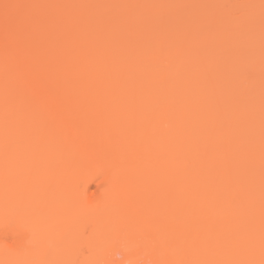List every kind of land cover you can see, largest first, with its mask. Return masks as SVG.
I'll list each match as a JSON object with an SVG mask.
<instances>
[{
  "label": "bare ground",
  "instance_id": "6f19581e",
  "mask_svg": "<svg viewBox=\"0 0 264 264\" xmlns=\"http://www.w3.org/2000/svg\"><path fill=\"white\" fill-rule=\"evenodd\" d=\"M169 1L174 3L166 5ZM113 3L120 10L104 8L110 14L106 21L96 17L99 27L93 21L88 23L92 30L85 26L82 31L84 40L97 39L87 44L90 49L67 41L70 35L59 45L39 44L43 30L32 18L35 25L28 23L40 38L34 37V44L21 32L22 27L28 31L21 19L19 32L17 23L11 31L4 26L9 33L0 38V228L5 231L0 230V264H23L28 258L42 264L36 252L46 247L57 249L59 259L68 258L69 264H264V95L255 90L256 81L264 83V71L257 77L236 73L237 49L222 62L217 54L238 22L220 24L218 12L214 23L209 21L214 28L197 40L186 37V25L170 28L167 22L152 33L156 39L148 36L150 41L125 48L118 38H129L122 36L127 29L121 19L132 15L138 29L148 12L149 19L161 20L158 12L166 5L153 13L155 6L148 2L136 13L124 8L126 2L117 3L124 10ZM26 4L17 5L23 15ZM25 15L28 20L30 14ZM93 16L88 13L89 22ZM103 20L108 27L119 25L118 33L106 34L117 35L112 37L116 42L109 39L116 44L113 49L106 45L108 36L99 38L98 28H108ZM78 26L72 29L76 34ZM176 28L181 35L167 41ZM220 30L224 42L216 53L207 44ZM117 42L123 54L129 53L127 60ZM251 44L261 47L264 39ZM74 54L69 67L55 68V59ZM259 62L249 68L254 63L264 68ZM127 79L133 84L125 85ZM7 94L13 100L5 99ZM83 225L87 236L80 231ZM6 232L16 239L8 233L11 238L1 239ZM79 243L86 244L89 255L76 256Z\"/></svg>",
  "mask_w": 264,
  "mask_h": 264
},
{
  "label": "rangeland",
  "instance_id": "374dc122",
  "mask_svg": "<svg viewBox=\"0 0 264 264\" xmlns=\"http://www.w3.org/2000/svg\"><path fill=\"white\" fill-rule=\"evenodd\" d=\"M16 1V2H15ZM20 1V3L17 1V0H0V20L2 21V23H1V21H0V23L3 25V28H4V26H7V27H10V31L11 30H14L16 27V29L18 30L17 32H19L21 29V22H22V26H24L25 28H24V30L26 29V30H28L27 31V33H26V31L25 32H23L22 30H23V27H22V30H21V32L24 34V36H28L31 40L34 38V37H38L37 35H39L38 34V30L40 31H42L43 30V32L44 33H48V34H46V36L44 35V33L42 32V35L44 36H42V38L40 39L39 37V39L41 40V41H39V40H36V41H38V43L40 44H45V43H49V42H51V44H55V45H59L60 43H62L61 42V38H64L65 39V36L66 37H68L69 35H70V37H68L69 39L67 40V41H69V42H75L74 44L76 45L77 44V47L80 49V50H84V49H86L87 48V46H88V49H90L89 47L93 44L92 43V41L93 40H84L83 38H84V36H85V33L84 32H82L84 29V31H86V28L88 29H90V25L91 24H93V21H94V24L95 25H98V27H99V21H100V19H101V21H102V18L103 19H107V15L108 16H110V14H107V15H105L104 13H105V11H107L110 7H112V8H117L116 6H114L113 7V5H112V3L114 2V0L112 1V0H33L34 2H36L37 3V5H36V3L34 4L33 3V1L31 2V0H30V2L28 1V3H27V0H19ZM90 1V2H89ZM108 1V3H105V2H107ZM112 1V3L110 4V5H108L109 4V2H111ZM163 0H128V4H127V1H125V0H116L113 4H117V3H120V4H122L121 2H126V5H124V8H126V10H127V8H128V6L132 9V10H130V12H132L133 10L136 12V13H140V11L139 10H142V8H140L141 7V5H146L148 2H150V6H155V8L154 7H152L153 9H151L150 11H152L153 10V13H155L154 11H159L160 9L158 8V7H160L161 8V6L163 5V6H165L166 5V3H167V1H166V3L164 2H162ZM17 2L19 3V4H17ZM170 3L169 4H167L166 5V7L165 8H162V10H160V12H158V15L162 18H159V19H161V20H154V18L152 17V18H150L149 19V17H150V14H151V12H148V16L146 15L147 14V10L146 11H144V12H146V19H145V21L143 22V24H141L140 26H139V28L137 29V27L135 26V25H132V23H134L135 24V19H130V17H132V15H127L125 18L126 19H121V22L123 21V23H124V27H126V32H124L123 31V33H122V36L123 37H125L126 36V34L128 35V42L126 41L127 39L125 38V40H123L122 39V37L120 36V34H119V36L120 37H118V38H120L119 39V42L121 43V42H125V45H124V47L126 48L127 46H129V45H133L134 43H135V45L137 44H139L141 41L144 43L145 41H144V39H147V41H148V39H149V41L151 40L150 38H157V36H155V35H153L154 33H156L155 31H156V29L157 28H159V27H161V28H166V26L167 27H173L174 25L176 26V24H177V26L176 27H180L181 25L183 26V25H186L187 27L185 28V30H184V32H185V35H187L186 37H189V38H191V39H193L194 37L196 38H194V40H197V39H199L198 37H196V36H198L199 35V37L202 35V34H204L205 33V31L208 29V28H212L214 25H212L211 26V23H209V21H213V23H214V21H215V16L214 15H216L218 12H221V15H219L218 17H216V18H218V21H219V23L221 24V23H229V22H238V25H237V28H234L235 30H231L230 31V34L229 35H227V42L226 43H228V45L227 46H225L224 44V46H222V47H220V43H221V41L222 42H224L223 40H224V36H225V32L223 31V30H220V31H216V33L217 34H215V35H213V37L210 39V40H212L213 39V41H212V43L210 44V43H208L207 44V47H210V49H214V51L217 53V51H219L221 48L223 49V51H222V49H221V53L220 52H218L217 54H219L218 56H221V58L219 59L220 60V62H222V61H224V60H226V58H227V56H230L229 54L232 52V51H234V50H239L240 52H241V54H240V59L239 60H237L238 62H235V64H234V69H235V72L237 73L238 71V69H239V72H244V73H246L247 71L248 72H252L251 73V76L253 75V74H255V76L257 75V76H259L260 74H261V72H263L264 70V68H260L259 67V65L257 64V63H254V65H255V67L257 68H255V70H253L254 68H252V70L249 68V66L253 63V61L254 60H256V61H262L263 63H264V45H262L261 47H256V48H253V46H252V44H251V41H254V40H256V41H259V42H262V40L264 39V0H174V3L172 2V1H169ZM14 3H16L17 5H20V4H26L27 6L29 5V6H33L34 7V9H33V7L32 8H30V10H29V7H27L26 5H22L23 6V8H21L22 10H24V9H26V8H28V10H29V13H28V10H24V12H25V14L27 13V15L28 14H30V16L28 15V20L25 18V17H27L25 14L23 15L22 13H23V11H21L20 10V6H17V5H15ZM33 3V4H32ZM42 4V6H40V4ZM89 3V4H88ZM95 3V4H94ZM103 3H105V4H107V5H105V7H104V5H103ZM161 3H163L162 5H161ZM31 4V5H30ZM5 5H10L11 7H8V8H5ZM50 5V6H49ZM94 5V6H93ZM118 6H120L119 4H117ZM128 5V6H127ZM145 5H144V7H145ZM159 5V6H158ZM21 6V7H22ZM38 6H40V7H38ZM103 6V7H102ZM125 6H127V7H125ZM148 6V5H147ZM149 6V7H150ZM36 7H38V8H36ZM51 7H53V10H52V8ZM95 7V8H94ZM175 8V7H177L176 9H172V11L171 10H169V8ZM49 10V11H51V15L49 14V11L47 10V9ZM56 8V9H55ZM94 8V9H93ZM103 8V9H102ZM104 8H106V9H104ZM120 8H123V6L121 7L120 6ZM124 8H123V10H124ZM135 8V9H134ZM137 8H138V10H137ZM158 8V9H157ZM37 9V10H36ZM57 10V11H55V10ZM92 9V10H91ZM119 8H117L116 10H118ZM144 9V8H143ZM3 10V11H2ZM6 10V12L4 13V11ZM36 11H39L40 10V12H38V15L36 16V14H37V12H36V14H34ZM46 10V12H45V15H48V16H44L43 17V15H44V11ZM62 10V11H61ZM88 10V11H87ZM93 12V14H94V16H93V19H94V17H95V19L94 20H91V22H89V17L87 18V16H88V13H89V16H91L92 15V12ZM102 10H105V11H102ZM111 10V9H110ZM113 10H114V12L115 13H117L116 11H115V9H112V12H113ZM120 10V9H119ZM168 10L171 12V14H169L170 15V18L171 19H169V17H167V16H169L168 15ZM2 11V12H1ZM20 12L22 15H19V13L18 12ZM43 11V12H42ZM109 11V10H108ZM133 11V12H134ZM162 11H164L163 13H164V15H167L166 16V18H168V19H164L165 17L162 15ZM13 16V12H14V14L16 13V15H14L13 16V18L9 15V13ZM80 13L79 15H78V13ZM83 12V13H82ZM84 12H86V14H87V16L84 18V16L86 15ZM110 12V11H109ZM125 12V11H124ZM121 13L122 15L123 14H125V13ZM128 12V11H127ZM126 12V13H127ZM200 12V13H199ZM8 13V14H7ZM40 13V14H39ZM47 13V14H46ZM54 15H53V14ZM59 13V14H58ZM65 13V14H64ZM107 13V12H106ZM200 14V15H197V14ZM5 14H6V18L4 17L5 16ZM35 15V17H31V15ZM42 14V15H41ZM67 17H64V15ZM67 14V15H66ZM78 16H77V15ZM83 14V15H82ZM104 14V15H103ZM120 14V15H121ZM135 14V13H134ZM142 14H144L143 12H142ZM10 16L11 17V19H10V17H8V16ZM33 15V16H34ZM40 15V16H39ZM52 15H53V17H52ZM153 15V14H152ZM157 15V14H156ZM21 17L22 16V18H25L24 20H22V18H18V17ZM24 16V17H23ZM51 16V19L53 20H51L50 18H47V17H50ZM56 16H57V18H56ZM58 16H60V17H58ZM64 18H63V17ZM83 16V17H82ZM112 16H114L112 13H111V17ZM139 16H140V14H139ZM158 16V17H159ZM172 16H173V18H172ZM16 17H17V19H16ZM100 18V19H97V18ZM124 17V16H123ZM143 17V16H142ZM174 17L175 18H177V20L176 19H174ZM221 17H223V18H221ZM32 18V20L31 21H33V20H36V22L35 21H33V22H35L36 23V27L34 26L35 25V23H33V22H31L30 21V19ZM40 18H42V20H44L45 22H42V20H40ZM62 18V19H61ZM92 18V17H91ZM115 18V17H114ZM138 18V17H137ZM144 18V17H143ZM142 18V19H143ZM156 18H157V16H156ZM18 19H21L20 21L21 22H18ZM50 19V20H49ZM55 19V20H54ZM58 19V20H57ZM79 19V20H78ZM81 19V20H80ZM98 20V22H96L97 20ZM106 19H105V21H106ZM109 19V18H108ZM117 19V18H116ZM172 19H173V21H172ZM47 20H49V21H47ZM62 20V21H61ZM76 20L78 21L77 23H76ZM96 20V21H95ZM175 20V21H174ZM180 20H182V21H180ZM184 20V21H183ZM196 20V23L197 22H199V23H197V25H195V21ZM24 21H26L27 23L30 21V23H32V24H34V25H32V26H30L31 24H26V22H25V25H28V26H30L31 27V29L32 30H37V29H35V28H38V26H39V28H38V30H37V32L35 33V31H33V33H32V30L30 29V28H28V26H25L23 23H24ZM52 21V22H51ZM82 22V23H80V22ZM87 22V25H84V24H86V22ZM104 21V20H103ZM104 21V24H106L107 26L106 27H108V20H107V22H105ZM117 21V20H116ZM217 21V20H216ZM12 22H13V24H12ZM42 22V23H41ZM55 22V23H54ZM111 24H114V22L111 20ZM161 22V23H160ZM167 22L169 23V25H166L167 24ZM179 22H181L180 24H178ZM184 22H187V23H184ZM193 22H194V25H193ZM15 23H17L18 25H20V27L18 28V26H17V24L15 25ZM43 23H45V24H43ZM48 23V24H47ZM75 23H76V25H75ZM88 23H91L90 25L88 24ZM208 23H209V25H210V27H208ZM215 23H217V22H215ZM39 24V25H38ZM40 24H43L42 25V28H41V25ZM79 26H78V25ZM103 23H101V26H103L102 25ZM111 24H109V25H111ZM131 24V25H130ZM144 24H146V25H144ZM219 24V25H220ZM2 25H0V32H1V34H0V38H1V36H4V35H7L9 32L7 31L6 33L5 32H3V31H5V29L6 28H4V29H2ZM12 25H15V26H12ZM78 26V30L80 31V33H78V34H76L75 33V31H73L76 27ZM115 25V24H114ZM117 25L118 24H116V26H115V28L114 27H108V28H105L104 30H103V28L105 27H100L101 28V30H100V28H98L99 29V38H101V33H104L105 35L106 34H108V33H110L111 31L113 32H116V33H118L119 32V29H118V27H117ZM128 25V26H127ZM166 25V26H165ZM44 26H46V27H48V29L46 28V27H44ZM53 26V28H51ZM85 26H88V27H86L85 28ZM94 25H92L91 27H93ZM119 26V25H118ZM144 26L146 27V28H144ZM159 26V27H158ZM216 26V25H215ZM35 27V28H34ZM73 27V28H72ZM81 27V28H80ZM123 27V28H124ZM130 27L131 28H136L137 29V31H136V29H134L135 31H133L132 30V33H133V35L135 34L136 36H134L135 38H133V39H131V36H132V33H131V35H129L128 33H130ZM41 28V29H40ZM142 28H144L143 30H142ZM169 28V29H170ZM175 28V27H174ZM183 28V27H182ZM214 28V27H213ZM20 29V30H19ZM31 31H30V30ZM52 29H54V32H57V33H54L53 32V30ZM73 29V30H72ZM180 29H181V27H180ZM45 30V31H44ZM48 30V31H47ZM51 30H52V32H51ZM90 30H92V29H90ZM29 31H30V33L33 35V37H32V35H31V37H30V35H29ZM47 31V32H46ZM87 31H89V30H87ZM94 31V30H93ZM97 31V29L95 30V32ZM129 31V32H128ZM140 31H143V32H140ZM162 31V30H161ZM175 34H171L170 32L169 33H165L163 36H161L162 37V40L164 39V40H166L167 38V35L166 34H168V35H172L171 36V38H170V40H167V41H173V40H175V38L174 37H177V36H179V35H181V31L180 32H178V34H177V28L175 29ZM20 32V33H21ZM72 32V33H71ZM94 32V33H95ZM111 32V33H112ZM183 32V33H184ZM5 33V34H4ZM26 33V34H25ZM62 33H64V35L62 34ZM69 33H71V34H69ZM82 33V34H81ZM90 33H92L91 31H90ZM89 33V34H90ZM93 33V34H94ZM153 33V34H152ZM163 33V32H162ZM34 34H35V36H34ZM51 34H52V36H51ZM55 34V35H54ZM60 34V35H59ZM74 34V35H73ZM98 34V33H97ZM103 34V35H104ZM140 34V35H139ZM157 34H159V32L157 33ZM56 35H58V36H56ZM83 37H82V36ZM88 35V34H87ZM86 35V36H87ZM114 35H115V33H114ZM113 34L111 35L112 37L114 36ZM165 35H166V37H165ZM177 35V36H176ZM184 35V34H183ZM182 35V36H183ZM23 36V35H22ZM51 36V37H50ZM63 36V37H62ZM106 36H108V37H105V39L107 38V41H106V45H107V47L109 46L110 48H112L113 47V44H114V42H116L115 41V39H114V42L112 43V45H111V43L109 42L111 39H112V37L110 38L109 37V35H106ZM148 36H150V38L148 37ZM170 36H168V39H169V37ZM26 37H24V42H25V40L28 42V40H30V39H27ZM46 37H48L47 39H46ZM49 37H50V39H49ZM53 37H57L56 38V40H55V38L53 39ZM81 37V38H80ZM92 37V36H91ZM114 37H117V35H115ZM160 37V36H159ZM158 37V38H159ZM185 37V36H184ZM202 37V36H201ZM3 38V37H2ZM1 38V39H2ZM53 40H52V39ZM87 38H90V35H89V37H87ZM97 38V37H96ZM137 38V39H136ZM155 38V39H156ZM180 38H182V37H180ZM189 38H187V39H189ZM44 39V40H43ZM63 39V40H64ZM67 39V38H66ZM80 39H82V40H80ZM85 39H86V37H85ZM110 39V40H109ZM113 39L111 40V41H113ZM136 39V40H135ZM140 41H139V40ZM160 39V38H159ZM187 39H186V41H187ZM190 39V40H191ZM20 40H21V38H20ZM30 40V41H31ZM34 40V39H33ZM33 40H32V43H33ZM34 40V41H35ZM43 40V41H42ZM59 40V41H58ZM77 40V41H76ZM28 42L29 44L31 43V42ZM47 41V42H46ZM83 41V42H82ZM87 41V42H86ZM91 41V42H90ZM95 41H97V39L96 40H94L93 42L95 43ZM117 41H118V39H117ZM181 41V40H180ZM26 42V43H27ZM56 42V43H55ZM65 42V41H64ZM72 42V43H73ZM82 42V43H81ZM90 42V46L89 45H87L88 43ZM119 42H117V46H118V48H119ZM142 42H141V44H142ZM198 42H200V43H205L206 44V42H203V41H201V40H199ZM98 43V42H97ZM97 43H95V44H97ZM110 43V44H109ZM34 44V43H33ZM36 44H37V42H36ZM79 44V45H78ZM85 44V47L83 46ZM140 44V45H141ZM150 44V43H149ZM222 44V43H221ZM25 45V44H24ZM31 45V44H30ZM46 45V44H45ZM49 45V44H48ZM94 45V44H93ZM261 45V44H260ZM22 46V45H21ZM32 46V45H31ZM31 46H29V47H31ZM114 46H116V44H114ZM220 48H219V47ZM26 47V46H25ZM28 47V46H27ZM28 47V48H29ZM43 47L45 48V46L43 45ZM93 47V46H92ZM122 47V48H121ZM131 47V46H130ZM129 47V48H130ZM144 47V46H143ZM217 47H218V49H217ZM109 48V49H110ZM120 48H121V51L122 50H124L123 49V45L121 46V44H120ZM119 48V49H120ZM146 48V47H145ZM113 49V48H112ZM115 50H117V47H115L114 48ZM119 49L117 50V51H119ZM217 49V50H216ZM126 50H128V49H125V51ZM211 50V51H212ZM86 51V50H85ZM124 51V53H126ZM238 51V52H239ZM112 52V51H111ZM115 52V51H114ZM235 52V51H234ZM118 53V52H117ZM119 53H121V52H119ZM214 53V52H213ZM78 53L76 52V55H77ZM111 54H113V53H111ZM122 54H123V51H122ZM127 54H129L128 52H127ZM127 54H123L124 55V57H126V60H127V57H128V55ZM221 54V55H220ZM113 55H115V54H113ZM119 55V54H118ZM126 55V56H125ZM64 56H67V55H65L64 54ZM130 56V55H129ZM61 56H59V58H60ZM110 57H112V56H110ZM123 57V56H122ZM121 57V58H122ZM68 58V59H67ZM74 59V61H75V59L77 58V56L75 57V54H74V57L72 56H70V58L69 57H62V58H60V59H55L56 61L54 62V66H55V68H57L59 71H61L62 69H65L66 67L65 66H70L69 64L70 63H74V61H73V59ZM113 58V57H112ZM217 57H215V59H216ZM239 58V57H238ZM123 59V58H122ZM125 59V58H124ZM123 59V60H124ZM215 61V60H214ZM261 61L259 62L260 63V66L262 67V63H261ZM216 62V61H215ZM125 63V62H124ZM218 63V62H217ZM126 64H127V62H126ZM213 64V63H212ZM215 64V63H214ZM222 64V63H221ZM224 64V63H223ZM219 65H220V63H219ZM63 66V67H62ZM125 66V68H126V66L127 65H124ZM252 66H253V64H252ZM217 67H220V66H217ZM263 67H264V65H263ZM122 69H124V68H122ZM121 69V72H124V70H122ZM219 69H221V67L219 68ZM249 69H250V71H249ZM126 71H128V69L126 68ZM124 72V73H127V72ZM60 73V72H59ZM257 73V74H256ZM259 73V74H258ZM242 74V73H241ZM60 75H61V73H60ZM139 76H141V75H139ZM137 77V79H139L140 77ZM143 76V75H142ZM141 76V78H143V77H145V74H144V76L142 77ZM256 76V77H257ZM253 77H254V75H253ZM57 78H58V80L56 79V81L57 82H59L60 80H61V77L60 76H57ZM132 79H134V81H136L135 79L136 78H132ZM144 79V78H143ZM131 82V84H133V81H131V79H127L126 80V82H125V85H127V86H129V85H131L130 84V82ZM256 82H258V84L256 83V88H255V90L256 91H261L262 93H263V91H264V83H261L263 86H261L260 87V85L261 84H259V81H256ZM129 84V85H128ZM258 85V86H257ZM254 87V86H253ZM255 91V92H256ZM260 92V95H264V94H262ZM257 93V92H256ZM259 93V92H258ZM9 96L12 98V96L9 94ZM9 96H8V94L7 95H5V99H7V100H13V99H9ZM6 97H8V98H6ZM13 97H14V95H13ZM9 102V101H8ZM215 176V175H214ZM214 176H212V177H214ZM55 192V191H54ZM56 192H58V189H56ZM178 192V191H177ZM175 194H176V192H175ZM174 193H173V196H176V195H178L179 194V192H178V194H176L175 195ZM106 219V218H105ZM7 221H9V220H4L3 222L4 223H8ZM15 223V222H14ZM88 222H86V223H83L84 225H90V224H87ZM9 225V224H8ZM83 225V226H84ZM1 226H5V224H3L2 225V223H1ZM11 225H9V226H7L6 225V227L7 228H9V231H10V233H11V231H13V228H12V230H10V228L12 227H10ZM87 226L85 227H83V228H85V229H83L82 228V226L80 227V229L82 228V230H80L81 232H83L84 234H86L85 236H87L88 235V232H86L87 231ZM4 227H2V228H0V230L1 229H3ZM89 228V227H88ZM6 229V228H5ZM4 230V229H3ZM7 231H8V229H6ZM86 230V231H85ZM2 231V230H1ZM1 231H0V233H1ZM102 231H106V229H104V230H102ZM109 230H107L106 232H108ZM5 231H2V233H4ZM15 232V231H14ZM106 232H103V233H106ZM2 233H1V235H2ZM8 232H6L2 237H4L5 236V238H2L1 237V239H5L6 241H7V236H9L8 234H10V233H8ZM13 233V232H12ZM7 234V235H6ZM81 235H82V233H80ZM83 234V235H84ZM10 236H12V238H14V239H16L15 237V234H10ZM9 236V237H10ZM40 236V239H41V236L42 235H39ZM11 238V237H10ZM9 238V239H10ZM9 239H8V242H12V241H9ZM14 239H11V240H13V241H15ZM38 240H39V237H38ZM41 241H42V239H41ZM78 245H75V248H77V249H75L74 248V253H76V256L77 257H80V256H78L79 254H80V252H81V255L82 254H85L86 253V251H87V253L85 254L86 256L87 255H89V251H88V248H87V246H86V244H83V246H82V243H79V246L77 247ZM39 248V247H38ZM54 248V247H53ZM83 248H85L84 250H83ZM40 250V249H39ZM57 249L55 250V249H47V247L46 248H44L43 250H40V251H38V252H36V253H38L40 256H42L43 258H44V260L41 262L42 264H69L70 262L67 260L68 258H65L64 260H62V259H59V257L57 256ZM76 251V252H75ZM57 253V254H56ZM111 254H113V253H111ZM53 256V257H52ZM57 256V257H56ZM114 256V255H113ZM57 259H56V258ZM83 257H85L84 255H83ZM115 257V256H114ZM117 258V257H116ZM33 259V260H32ZM115 259V258H114ZM114 259H111L112 261L114 260ZM67 260V261H66ZM116 260V259H115ZM35 261V262H34ZM118 261H119V259H118ZM23 262V264H39V261H38V259H37V261H36V259L35 258H28V259H26V261L24 260V261H22ZM66 262V263H65ZM68 262V263H67ZM114 262V261H113ZM102 264V263H101Z\"/></svg>",
  "mask_w": 264,
  "mask_h": 264
},
{
  "label": "snow or ice",
  "instance_id": "6c2138e0",
  "mask_svg": "<svg viewBox=\"0 0 264 264\" xmlns=\"http://www.w3.org/2000/svg\"><path fill=\"white\" fill-rule=\"evenodd\" d=\"M11 7L10 5H5V8Z\"/></svg>",
  "mask_w": 264,
  "mask_h": 264
}]
</instances>
